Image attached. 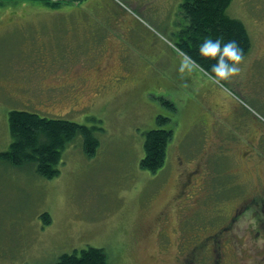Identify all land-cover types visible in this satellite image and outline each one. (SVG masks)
Masks as SVG:
<instances>
[{
    "label": "rangeland",
    "instance_id": "374dc122",
    "mask_svg": "<svg viewBox=\"0 0 264 264\" xmlns=\"http://www.w3.org/2000/svg\"><path fill=\"white\" fill-rule=\"evenodd\" d=\"M182 1H0V153L11 110L92 126L99 139L88 157L77 135L52 178L0 158V264H53L88 246L108 264H181L197 231L209 235L231 216L221 264H264V150L241 145L264 126V0L226 9L250 36L242 73L218 86L195 72L188 87L168 47L186 26ZM159 115L172 137L164 166L150 172L140 167L144 134ZM179 172L195 180L185 232L172 206L158 219Z\"/></svg>",
    "mask_w": 264,
    "mask_h": 264
},
{
    "label": "trees",
    "instance_id": "16d2710c",
    "mask_svg": "<svg viewBox=\"0 0 264 264\" xmlns=\"http://www.w3.org/2000/svg\"><path fill=\"white\" fill-rule=\"evenodd\" d=\"M6 1V0H0ZM42 3L49 8H58L64 4L81 0H31ZM231 0H183L180 4L181 17L186 21L178 33L176 47L192 56L205 70H210L215 60L202 59L198 55L199 45L206 39L221 40L223 44L236 40L246 55L251 47L248 30L241 19L231 17L226 9ZM171 109L174 104L164 99ZM159 127L149 129L144 134V155L140 167L156 172L164 166L168 143L172 130L163 128L168 117L159 115L156 118ZM8 125L11 135L9 148L0 153V158L13 166H32L37 174L52 178L59 174L58 164L62 151L73 139L82 136V149L88 157L96 154L99 139L94 127L62 118L42 116L26 110H11L8 114ZM47 215V214H46ZM45 216V215H44ZM45 218L44 223H49ZM53 264H108L102 248L86 247L71 253H63Z\"/></svg>",
    "mask_w": 264,
    "mask_h": 264
},
{
    "label": "flooded vegetation",
    "instance_id": "af4514ba",
    "mask_svg": "<svg viewBox=\"0 0 264 264\" xmlns=\"http://www.w3.org/2000/svg\"><path fill=\"white\" fill-rule=\"evenodd\" d=\"M52 86V85H51ZM237 126L241 127L240 123L237 122ZM256 123V122H255ZM258 127V133L256 134L255 142L251 143V138H246L247 144H244L241 142L242 147L245 146L246 150L251 151V149L248 148V144H250L254 149H257V146L260 147V150H264V126L260 123H256ZM244 134V133H243ZM238 137L233 139L234 141H238ZM232 142L228 143L231 145ZM224 145V144H223ZM190 173L185 172L180 173L174 180L176 182L175 186L177 187V190H174L171 197L168 199L166 204L162 206L158 213L159 217L162 216V220L166 219V213L169 211L165 210V207H171L174 211L178 212V220L179 223L176 222V225L178 226V230L184 231L186 228V224H184V221L186 220V216L188 215L190 211V203L193 202L195 192L192 193V191L195 189V180L190 178ZM177 220V221H178ZM235 220L234 216H231V220L228 221V223L225 225H221L217 228H215L211 234L209 235H202L201 231H197L196 234H194V238L190 239L189 242H192L193 244L188 247V250H190V258L181 261L179 258L177 259L181 264H193L195 261L197 264H206V259L210 256L213 260V264H221L222 263V256L219 253V247L221 246V242H219V239H221V236H224L226 234V230H228L231 226V223ZM144 224L145 220L139 223V226L137 229L141 231H144ZM138 230V231H139ZM139 232V233H140ZM138 234V233H137Z\"/></svg>",
    "mask_w": 264,
    "mask_h": 264
},
{
    "label": "clouds",
    "instance_id": "9594fccd",
    "mask_svg": "<svg viewBox=\"0 0 264 264\" xmlns=\"http://www.w3.org/2000/svg\"><path fill=\"white\" fill-rule=\"evenodd\" d=\"M175 48V46H173ZM180 63L176 68L181 80H184V87H188L186 77L195 72L201 73L207 82L212 85L222 86L225 82H231L234 77L239 76L243 69L244 54L236 40H229L221 43L219 38H206L198 47V55L202 59L215 60L210 70H205L192 56L178 48H175Z\"/></svg>",
    "mask_w": 264,
    "mask_h": 264
},
{
    "label": "crops",
    "instance_id": "0c3cea01",
    "mask_svg": "<svg viewBox=\"0 0 264 264\" xmlns=\"http://www.w3.org/2000/svg\"><path fill=\"white\" fill-rule=\"evenodd\" d=\"M173 31L176 32L175 29H173ZM176 36H177V34H176ZM176 42L177 41L174 42L175 48H176ZM168 47H169V50H171L173 52L174 56L178 55L177 51L175 50V48L173 46H168Z\"/></svg>",
    "mask_w": 264,
    "mask_h": 264
}]
</instances>
